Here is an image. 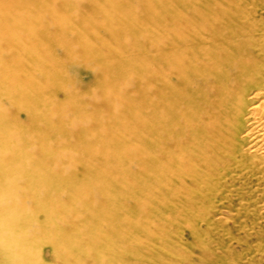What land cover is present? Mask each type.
<instances>
[{
	"label": "bare ground",
	"instance_id": "bare-ground-1",
	"mask_svg": "<svg viewBox=\"0 0 264 264\" xmlns=\"http://www.w3.org/2000/svg\"><path fill=\"white\" fill-rule=\"evenodd\" d=\"M224 218L264 231V0H0V264H152Z\"/></svg>",
	"mask_w": 264,
	"mask_h": 264
},
{
	"label": "rangeland",
	"instance_id": "rangeland-1",
	"mask_svg": "<svg viewBox=\"0 0 264 264\" xmlns=\"http://www.w3.org/2000/svg\"><path fill=\"white\" fill-rule=\"evenodd\" d=\"M168 21L170 19H167ZM170 77L177 85L176 74L172 73ZM92 82H94L93 76L85 78L84 83L89 84L88 87L93 84ZM157 89L155 95L161 91V87L158 86ZM59 95L62 97L63 93L60 92ZM199 227L201 242L199 238L197 242H194L191 230L185 228L181 231L182 242L172 241L174 242L172 245L177 246V253H169L167 256H162V259L157 257L152 264H264V231L237 229L235 218L215 219L209 225L202 222ZM107 246L103 245L101 249L108 250ZM46 249L42 252V257L53 264L55 261L48 259ZM88 264H94V262L88 261ZM95 264H98V261ZM103 264H112V259Z\"/></svg>",
	"mask_w": 264,
	"mask_h": 264
}]
</instances>
